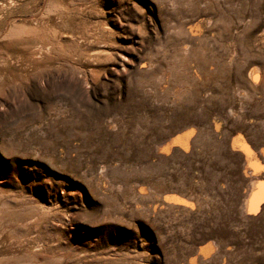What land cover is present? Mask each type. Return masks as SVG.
<instances>
[{"label": "rangeland", "instance_id": "rangeland-1", "mask_svg": "<svg viewBox=\"0 0 264 264\" xmlns=\"http://www.w3.org/2000/svg\"><path fill=\"white\" fill-rule=\"evenodd\" d=\"M0 264H264V0H0Z\"/></svg>", "mask_w": 264, "mask_h": 264}]
</instances>
